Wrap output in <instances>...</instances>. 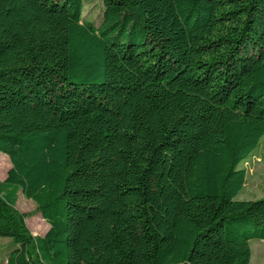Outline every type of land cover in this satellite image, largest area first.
<instances>
[{
  "label": "trees",
  "instance_id": "obj_1",
  "mask_svg": "<svg viewBox=\"0 0 264 264\" xmlns=\"http://www.w3.org/2000/svg\"><path fill=\"white\" fill-rule=\"evenodd\" d=\"M103 5L96 27L84 0H0L5 264H250L264 198L236 197L264 142V0Z\"/></svg>",
  "mask_w": 264,
  "mask_h": 264
},
{
  "label": "rangeland",
  "instance_id": "obj_2",
  "mask_svg": "<svg viewBox=\"0 0 264 264\" xmlns=\"http://www.w3.org/2000/svg\"><path fill=\"white\" fill-rule=\"evenodd\" d=\"M103 0H84V21L92 22L96 27L102 23ZM264 142L255 151L253 156L240 168L247 171L245 188L236 197L239 201H250L264 198ZM11 169L9 158L0 153V180H4ZM16 208L26 216V224L34 236H44L49 230V225L42 218L35 202L24 197L19 192ZM252 259L250 264H264V240H251ZM16 248L8 238H0V264H5L10 253Z\"/></svg>",
  "mask_w": 264,
  "mask_h": 264
}]
</instances>
